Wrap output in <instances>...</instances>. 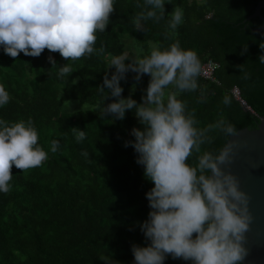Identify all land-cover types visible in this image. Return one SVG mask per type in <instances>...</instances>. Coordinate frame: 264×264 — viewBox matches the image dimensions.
<instances>
[{"label": "trees", "instance_id": "16d2710c", "mask_svg": "<svg viewBox=\"0 0 264 264\" xmlns=\"http://www.w3.org/2000/svg\"><path fill=\"white\" fill-rule=\"evenodd\" d=\"M258 1L166 0L164 19L147 20L144 31H136L133 18L144 10V0H115L107 30L97 34V53L75 62L47 49L39 57L21 53L14 61L0 47V85L11 97L0 107V119H31L38 143L49 154L41 167L20 172L13 166L11 191L0 192V264H133L132 244L148 243L139 222L147 219L145 194L154 184L144 177L134 149L124 146L134 140L131 129L143 127L134 113L127 111L123 121L115 122L102 115L98 86L106 72L110 77L115 71L108 69L110 60L143 57L153 45L164 48L178 40L182 48L197 52L201 64L207 59L217 64L213 80L198 77L195 92L178 94L187 111L195 113L197 127L224 119L237 129L255 128L264 113V31H254L259 19L246 17ZM174 7L183 9L184 22L172 31L167 22ZM65 63L74 72L58 78ZM134 77L128 72L121 81L122 95L140 102L150 77L139 82ZM232 86L249 111L231 96ZM73 127L85 131L82 142ZM208 136L202 152L219 153L227 136L218 129H210ZM53 139L60 144L55 153L50 151ZM196 157L189 160L193 166ZM164 264L191 262L169 256Z\"/></svg>", "mask_w": 264, "mask_h": 264}, {"label": "clouds", "instance_id": "9594fccd", "mask_svg": "<svg viewBox=\"0 0 264 264\" xmlns=\"http://www.w3.org/2000/svg\"><path fill=\"white\" fill-rule=\"evenodd\" d=\"M165 3L144 0V10L133 18L136 31H144L147 20L164 19ZM115 10V0H0V47L14 61L21 53L39 57L47 49L75 62L97 53V34L107 30ZM183 22V9L174 7L168 29L175 31ZM260 59L264 61V56ZM48 60L52 67L57 66L52 55ZM112 68L115 71L110 77L106 72L98 86L102 115L115 122L123 121L127 111L134 113L143 127H133L134 140L125 141L124 146L134 149L136 163L154 184L145 194L150 209L147 219L139 222L148 243L132 244L133 264H164L169 256L191 264H244L246 234L253 217L249 196L228 167L235 155L234 144L219 153L202 152V146L210 141V129L230 138L237 136L238 130L224 119L207 128L197 127L195 113L187 111L178 98V94L198 88L202 66L197 52L182 48L177 40L164 48L153 45L143 57L115 55L108 66ZM73 72L72 65L65 63L56 75L64 78ZM128 72L135 73L136 82L144 75L150 77L140 102L131 94L122 95L121 81H126ZM105 89L107 95H103ZM109 97L114 99L105 104ZM10 99L0 85V107ZM224 103L229 104L230 99L225 97ZM72 131L77 142L85 139L84 130L73 127ZM38 139L31 119L11 123L0 119V192L11 191L13 166L24 172L48 160L49 154ZM59 147V141L53 139L50 151L55 153ZM83 154L87 156V152ZM194 154L195 166L189 163Z\"/></svg>", "mask_w": 264, "mask_h": 264}, {"label": "water", "instance_id": "95a60500", "mask_svg": "<svg viewBox=\"0 0 264 264\" xmlns=\"http://www.w3.org/2000/svg\"><path fill=\"white\" fill-rule=\"evenodd\" d=\"M246 18L259 19L261 24L254 31H264V0H259ZM237 130L238 135L227 137L220 151L229 143L234 144L235 155L228 167L239 178L241 188L249 196L248 207L253 219L246 234L248 255L244 264H264V113L255 128Z\"/></svg>", "mask_w": 264, "mask_h": 264}, {"label": "built area", "instance_id": "2783aa9c", "mask_svg": "<svg viewBox=\"0 0 264 264\" xmlns=\"http://www.w3.org/2000/svg\"><path fill=\"white\" fill-rule=\"evenodd\" d=\"M201 66H202V71L199 77L207 80H213V73L217 68V64L211 59H207L201 64ZM229 93L236 101L239 102V104L242 107L244 106L246 108H249L240 97L239 91L236 86H232L231 88H229Z\"/></svg>", "mask_w": 264, "mask_h": 264}, {"label": "rangeland", "instance_id": "374dc122", "mask_svg": "<svg viewBox=\"0 0 264 264\" xmlns=\"http://www.w3.org/2000/svg\"><path fill=\"white\" fill-rule=\"evenodd\" d=\"M131 48H132V47H131ZM131 48H130V49H131Z\"/></svg>", "mask_w": 264, "mask_h": 264}]
</instances>
